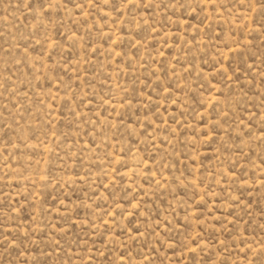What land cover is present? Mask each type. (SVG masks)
<instances>
[{"label": "rangeland", "instance_id": "rangeland-1", "mask_svg": "<svg viewBox=\"0 0 264 264\" xmlns=\"http://www.w3.org/2000/svg\"><path fill=\"white\" fill-rule=\"evenodd\" d=\"M0 264H264V0H0Z\"/></svg>", "mask_w": 264, "mask_h": 264}]
</instances>
